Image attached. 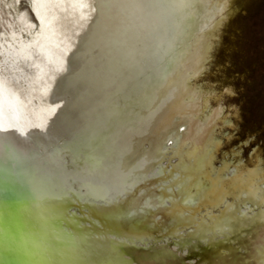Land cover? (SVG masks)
I'll use <instances>...</instances> for the list:
<instances>
[{"label":"bare ground","instance_id":"1","mask_svg":"<svg viewBox=\"0 0 264 264\" xmlns=\"http://www.w3.org/2000/svg\"><path fill=\"white\" fill-rule=\"evenodd\" d=\"M33 1L39 48L14 32L15 62L0 53L6 264L224 260L235 239L264 231V163H214L226 116L200 83L229 0ZM112 93L125 95L116 129Z\"/></svg>","mask_w":264,"mask_h":264},{"label":"rangeland","instance_id":"2","mask_svg":"<svg viewBox=\"0 0 264 264\" xmlns=\"http://www.w3.org/2000/svg\"><path fill=\"white\" fill-rule=\"evenodd\" d=\"M32 6L34 8L33 0H0V53L6 56V63L15 62L5 53L6 49L18 47L14 32L21 33L19 39L26 46L39 48L36 42L43 37V28L32 13ZM26 22L30 24L28 29L24 25ZM217 33L200 82L204 88L215 89L216 96L210 98V105L215 107L220 103L226 116L227 123L218 121L216 137L222 146L214 163L251 164L259 159V163H264V0H229L226 16ZM21 81L25 89H31L23 70ZM227 89L233 93H226ZM116 97L120 101L125 95L112 93L106 96L108 103L111 102L106 107L110 129L117 128L112 112L118 103H115ZM69 99L70 94L64 92L60 98L61 106H66ZM36 104L40 105L38 101ZM120 138L117 134L110 142L117 144ZM241 238L231 244L224 260L191 254L187 264H254L252 251L255 244L263 242L264 231H254ZM134 253V260L143 262V252ZM145 262L152 264L150 260ZM163 264L183 263L177 258Z\"/></svg>","mask_w":264,"mask_h":264},{"label":"water","instance_id":"3","mask_svg":"<svg viewBox=\"0 0 264 264\" xmlns=\"http://www.w3.org/2000/svg\"><path fill=\"white\" fill-rule=\"evenodd\" d=\"M31 6V5H30ZM32 13L35 17L36 20L41 21V17H42V12L40 11V8L35 7V9L33 8V6L31 7Z\"/></svg>","mask_w":264,"mask_h":264},{"label":"snow or ice","instance_id":"4","mask_svg":"<svg viewBox=\"0 0 264 264\" xmlns=\"http://www.w3.org/2000/svg\"><path fill=\"white\" fill-rule=\"evenodd\" d=\"M260 258L258 260V264H264V248L259 249ZM0 264H6V262L0 258Z\"/></svg>","mask_w":264,"mask_h":264}]
</instances>
